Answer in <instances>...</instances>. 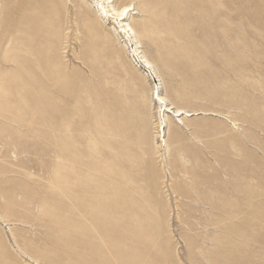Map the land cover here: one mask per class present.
<instances>
[{"label":"rangeland","instance_id":"1","mask_svg":"<svg viewBox=\"0 0 264 264\" xmlns=\"http://www.w3.org/2000/svg\"><path fill=\"white\" fill-rule=\"evenodd\" d=\"M0 264H264V0H0Z\"/></svg>","mask_w":264,"mask_h":264},{"label":"bare ground","instance_id":"2","mask_svg":"<svg viewBox=\"0 0 264 264\" xmlns=\"http://www.w3.org/2000/svg\"><path fill=\"white\" fill-rule=\"evenodd\" d=\"M130 10H131L130 7H126V8L124 9V11H123V14L126 13V14H125V16H126L127 13H128ZM108 13H109V12H108ZM120 13H121V12H120ZM116 14H117V13H116ZM114 15H115V14H114ZM119 15H121V14H119ZM130 32H131V31H130ZM146 64H149V63L146 62ZM174 112H176V111H174Z\"/></svg>","mask_w":264,"mask_h":264}]
</instances>
